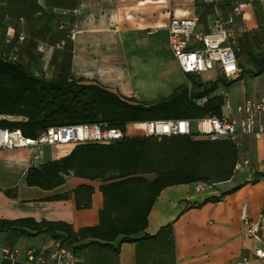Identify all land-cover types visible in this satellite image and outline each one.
Listing matches in <instances>:
<instances>
[{"label":"crops","instance_id":"1","mask_svg":"<svg viewBox=\"0 0 264 264\" xmlns=\"http://www.w3.org/2000/svg\"><path fill=\"white\" fill-rule=\"evenodd\" d=\"M235 6L240 7L239 16L233 15ZM196 16L199 32H207L219 21L236 36L234 51L243 76L237 86H219L215 94L225 92L233 109L245 97L264 96V70L257 77L249 75L255 71L251 56L264 52V0H0V36L6 39L0 53L4 50L45 81L64 75L136 101L144 95L142 71L168 61L174 74L163 75L159 90L155 89L154 97L148 99L154 100L148 103H155L171 96L180 85L190 87L188 75L180 71L168 47L167 25L171 18ZM20 36H24L23 42ZM40 47H45L43 52ZM215 78L213 72L200 75L202 82ZM127 128V136L138 135L127 133ZM263 147L264 138L255 142L244 137L237 150L250 161L249 170L258 175L262 171L259 161ZM73 148L63 145L46 147L41 152L0 151V221L63 222L74 231L97 226L103 207L100 180L88 181L69 174L61 186L50 191L26 184L31 168L63 158ZM81 185L93 189L91 206L77 210L73 191ZM197 185L172 186L159 194L145 231L134 237L147 235L151 239L122 244L117 239L109 247L80 248L76 251L80 264H229L241 257H247L248 264H264V259L254 257L255 251L263 247L264 231L261 240L246 232L247 223L264 212L262 183L247 182L244 174L233 173L226 182L203 189ZM211 198L217 201L206 202ZM53 242L44 233L0 230V249L7 251L18 248L24 254L50 247ZM24 262L22 255L17 264ZM0 264L9 262L0 256Z\"/></svg>","mask_w":264,"mask_h":264},{"label":"trees","instance_id":"2","mask_svg":"<svg viewBox=\"0 0 264 264\" xmlns=\"http://www.w3.org/2000/svg\"><path fill=\"white\" fill-rule=\"evenodd\" d=\"M251 61L255 71L249 75L260 76L264 70V52L251 56ZM242 76L236 80L218 77L212 82L188 77L190 87L180 85L168 98L141 103L64 75L45 81L30 73L23 64L0 55V117H4L0 128L19 130L33 138L53 127L97 124L124 134L122 139L108 145H76L67 156L31 168L26 177L28 186L47 191L61 186L69 174L88 181L100 180L103 207L97 226L74 231L63 222L36 223L27 219L0 221V230L18 228L34 235L48 234L53 240L70 246L75 255L80 248L109 247L117 239L120 244L151 239L147 235L140 239L134 237L145 231L148 214L159 194L172 186L212 185L230 180L237 149L225 140L129 137L127 126L206 116L220 118L223 97L215 92L219 86H232ZM202 98L206 102L199 107L196 101ZM92 193L93 189L85 185L73 191L77 210L90 208ZM213 201L217 199L206 202ZM85 241L88 243L83 244Z\"/></svg>","mask_w":264,"mask_h":264},{"label":"built area","instance_id":"3","mask_svg":"<svg viewBox=\"0 0 264 264\" xmlns=\"http://www.w3.org/2000/svg\"><path fill=\"white\" fill-rule=\"evenodd\" d=\"M216 0H204L212 3ZM233 15L239 16L241 10L235 6ZM199 17L171 18L167 25V41L171 54L184 75L200 76L213 72L217 77L226 80H236L242 71L238 66L234 51L236 36L225 27V23L215 21L207 32H199L197 25ZM151 33V32H150ZM13 35L8 36L10 43ZM19 40L24 41V36ZM45 48L40 47L43 52ZM221 117L206 116L193 120H165L153 121L145 124L146 137L162 138L189 137L194 140L209 142L229 141L238 150L242 138L249 137L255 142L264 138V96L245 97L236 107L232 108L228 95L224 92ZM206 98L196 101L202 107ZM225 109V112L223 111ZM124 134L118 129H109L97 124H82L65 127H53L36 137H26L19 130L0 128V151L33 149L41 152L46 147L63 145H108L122 139ZM261 173L250 171V161L237 152L233 173H242L247 182H261L264 189V147L260 152ZM198 189L208 185L198 183ZM264 231V212L256 221L247 223V234L261 240ZM24 256L25 264H80L73 249L59 240H54L50 247L32 249L22 254L16 248L11 251L0 249L2 260L9 264L19 263L20 256ZM256 259H264L263 247L254 253ZM247 257L233 259L229 264H248Z\"/></svg>","mask_w":264,"mask_h":264},{"label":"rangeland","instance_id":"4","mask_svg":"<svg viewBox=\"0 0 264 264\" xmlns=\"http://www.w3.org/2000/svg\"><path fill=\"white\" fill-rule=\"evenodd\" d=\"M3 33V32H2ZM5 34V33H4ZM6 39L5 37H3V35L0 36V45L2 46H6V43H5ZM5 43V44H4ZM8 44V43H7ZM8 46V45H7ZM38 47V45H37ZM45 48V47H44ZM44 51V50H43ZM40 53V52H39ZM41 54V53H40ZM0 55L3 57V58H8V59H11L8 55L5 54L4 50L2 53H0ZM236 55V53H235ZM13 60V59H11ZM160 66H155V67H150L148 69H145L142 71V74L141 76L144 77V80H145V83L144 85L142 86V90H143V93L144 95L142 96L141 100H137L139 102H144V103H148V102H152L154 100H149L148 99H152L153 96V93H154V90H159L160 86H161V83L163 81V75H165V73L167 75H173L174 74V67L168 62V61H162L160 62ZM188 77H192L193 80H201L200 79V76H190L188 75ZM218 78V77H217ZM191 85V84H190ZM234 86H237L236 83H234L231 88H233ZM141 97V96H140ZM232 96L230 95V98ZM223 111L225 112V109H223ZM145 127H140V126H137V127H129L127 128V133L129 134H138V135H135V136H145L144 135V132H145ZM70 146V145H69ZM49 148V147H48ZM51 148V147H50ZM53 155H56V152L53 154ZM151 178V177H149ZM208 186L211 185V184H207ZM48 242V241H47Z\"/></svg>","mask_w":264,"mask_h":264}]
</instances>
